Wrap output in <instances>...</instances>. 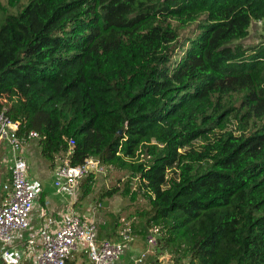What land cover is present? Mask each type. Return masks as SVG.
<instances>
[{"label": "trees", "instance_id": "16d2710c", "mask_svg": "<svg viewBox=\"0 0 264 264\" xmlns=\"http://www.w3.org/2000/svg\"><path fill=\"white\" fill-rule=\"evenodd\" d=\"M19 1L0 3V100L19 134L35 131L52 164L127 174L99 209L127 199L126 228L174 264H264V40L236 43L252 21L264 31V0H29L8 14Z\"/></svg>", "mask_w": 264, "mask_h": 264}, {"label": "built area", "instance_id": "2783aa9c", "mask_svg": "<svg viewBox=\"0 0 264 264\" xmlns=\"http://www.w3.org/2000/svg\"><path fill=\"white\" fill-rule=\"evenodd\" d=\"M4 100V99H2ZM6 102V101H5ZM0 108V143H4L10 153V187L11 194L7 202L0 205V242L8 247L20 237L30 226V214L39 195L37 185L28 176V163L23 155L26 143L39 139L35 131L20 135L21 123L12 120L7 115L6 103ZM73 144L72 141L69 142ZM105 168L96 159H86L82 165L71 166L65 163L55 171V187L57 191H75L79 182L89 174L100 175ZM7 188V187H6ZM56 229L51 231L52 221L34 231L28 238L27 245L39 241L41 252L36 264H66L77 246L83 245L92 264H113L124 252L125 243L129 240L130 229L122 233L121 244L109 240L99 241L96 224L75 211L70 210L61 216L56 223ZM150 244L155 245V237L150 235ZM8 251L4 252L8 256ZM142 257L138 262L141 261Z\"/></svg>", "mask_w": 264, "mask_h": 264}, {"label": "crops", "instance_id": "0c3cea01", "mask_svg": "<svg viewBox=\"0 0 264 264\" xmlns=\"http://www.w3.org/2000/svg\"><path fill=\"white\" fill-rule=\"evenodd\" d=\"M23 155L28 163V176L37 185L39 195L30 214L29 229L22 232L20 237L8 247L0 242V264H36L41 252L39 241L30 246L27 245L28 238L34 231L40 229L47 220L52 221L50 229L54 231L57 226L56 223L60 221L61 216L70 210L92 220L96 224L99 241L109 240L118 244L123 242L121 233L125 228H122V225H127L130 222L125 221V217L123 218V206L116 213H112L114 211L110 208L111 204L109 205L106 200L103 204L106 202L107 206L101 205L105 210H100V204H97L96 200L97 194L94 185L89 196L84 198L81 196L80 182L75 191H57L55 187V171L57 167L67 162L66 154L62 163H58V157L56 156L52 164L42 158L37 140H30L24 147ZM10 168L9 149L4 143H0V205L5 204L11 194ZM107 214H113L115 217L118 215V221L117 219L115 220V217H110ZM118 223L120 226L116 227ZM129 237L128 241L123 242L125 243L124 252L113 264H173L169 261L170 258L166 254H162L154 244L148 242L150 236L143 237L131 234L130 231ZM5 251H8V256L4 255ZM142 255L143 258L138 262ZM66 264L92 263L83 245L79 244Z\"/></svg>", "mask_w": 264, "mask_h": 264}, {"label": "rangeland", "instance_id": "374dc122", "mask_svg": "<svg viewBox=\"0 0 264 264\" xmlns=\"http://www.w3.org/2000/svg\"><path fill=\"white\" fill-rule=\"evenodd\" d=\"M29 0H20L14 7L8 8L7 13L8 14H17L21 9H23L27 4H28ZM0 3L2 5H6V0H0ZM198 30H197V23H194L192 25H190L189 27L181 30L180 32V36L178 39V48L176 49L175 52V58H179L182 55V45H184L183 43H185L188 39L193 38L196 34H197ZM262 40H264V31L262 30V23L261 22H257V21H252L249 27V34L248 36L241 41H238L236 43L241 44L244 47H250L253 45L258 44L259 42H261ZM2 103H6L5 100H1ZM58 157V163H62L64 161V157L65 154H60L57 156ZM127 177V174L119 172V171H115V170H105V172L103 174L100 175H96L95 176V182H94V186H95V190H96V200H97V204H99V200H100V195L101 193H103L106 189H109L115 185H117V183L120 181H125ZM107 202L109 203V205L111 204V210H113L114 212L112 213H116L122 206L125 207V204L129 203L127 201V199H124L122 197H118L115 196L113 199L107 200ZM126 204V205H127ZM137 208L141 207L142 205H144V201L139 198L137 201V204H135ZM103 207V206H101ZM135 209L133 207L130 206V209L125 212H122L123 218H127L129 217L130 213H134ZM113 221V220H111ZM127 225L124 224L123 227L126 228ZM165 254V253H162ZM167 255V254H166ZM169 258L170 256L167 255ZM169 261H171L173 263V261L171 260V258L169 259ZM174 264V263H173Z\"/></svg>", "mask_w": 264, "mask_h": 264}, {"label": "water", "instance_id": "95a60500", "mask_svg": "<svg viewBox=\"0 0 264 264\" xmlns=\"http://www.w3.org/2000/svg\"><path fill=\"white\" fill-rule=\"evenodd\" d=\"M103 206H107V203L105 202V203L103 204Z\"/></svg>", "mask_w": 264, "mask_h": 264}]
</instances>
